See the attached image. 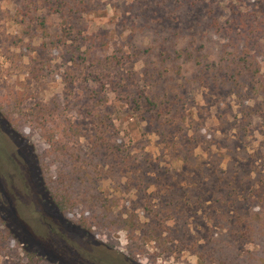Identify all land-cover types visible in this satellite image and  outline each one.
<instances>
[{
    "label": "rangeland",
    "instance_id": "374dc122",
    "mask_svg": "<svg viewBox=\"0 0 264 264\" xmlns=\"http://www.w3.org/2000/svg\"><path fill=\"white\" fill-rule=\"evenodd\" d=\"M52 102L102 154L90 235L38 188ZM262 188L264 0H0V264H215Z\"/></svg>",
    "mask_w": 264,
    "mask_h": 264
},
{
    "label": "trees",
    "instance_id": "16d2710c",
    "mask_svg": "<svg viewBox=\"0 0 264 264\" xmlns=\"http://www.w3.org/2000/svg\"><path fill=\"white\" fill-rule=\"evenodd\" d=\"M20 114L22 117L34 116L22 111ZM36 116V129L49 146L46 157L55 167L54 171L48 169L45 176L40 178L38 188L44 193L47 207L53 213H72L81 206L86 207L89 210L88 217L82 218L79 226L90 235L92 226L101 228L103 224L110 222L100 188V149L92 147L89 154H85L82 149L63 141L66 135H81L76 124L66 120L59 104L52 102L41 107ZM10 122L15 131L21 127L18 118H13ZM254 196L256 204L264 206V188L258 190ZM244 228L241 229L239 237L253 241L256 250L230 251L227 249L228 237H224L213 245L215 249L212 256L215 264H264V229L255 222H247Z\"/></svg>",
    "mask_w": 264,
    "mask_h": 264
}]
</instances>
